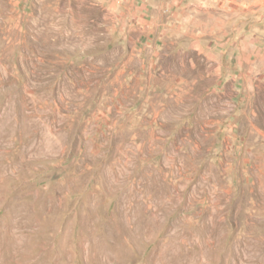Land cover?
<instances>
[{
	"label": "rangeland",
	"instance_id": "1",
	"mask_svg": "<svg viewBox=\"0 0 264 264\" xmlns=\"http://www.w3.org/2000/svg\"><path fill=\"white\" fill-rule=\"evenodd\" d=\"M180 2L0 0V264H264V19Z\"/></svg>",
	"mask_w": 264,
	"mask_h": 264
},
{
	"label": "crops",
	"instance_id": "2",
	"mask_svg": "<svg viewBox=\"0 0 264 264\" xmlns=\"http://www.w3.org/2000/svg\"><path fill=\"white\" fill-rule=\"evenodd\" d=\"M182 0H177V3ZM202 4L209 5L210 9L214 10V8L221 9L222 12H226L231 14V12L235 13L237 16H244L249 14L252 18H258V22L264 19L263 11H264V0H198V2ZM181 4V2H180ZM200 5V4H199ZM196 6V5H194ZM206 7V6H205ZM252 20V19H250ZM256 20H253V23ZM256 42H261V37L256 40Z\"/></svg>",
	"mask_w": 264,
	"mask_h": 264
}]
</instances>
